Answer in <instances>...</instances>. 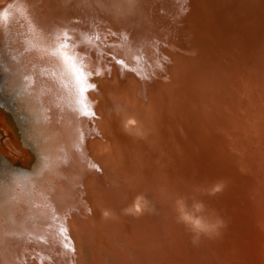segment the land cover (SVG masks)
Returning <instances> with one entry per match:
<instances>
[{"label": "water", "instance_id": "95a60500", "mask_svg": "<svg viewBox=\"0 0 264 264\" xmlns=\"http://www.w3.org/2000/svg\"><path fill=\"white\" fill-rule=\"evenodd\" d=\"M0 264H264V0H0Z\"/></svg>", "mask_w": 264, "mask_h": 264}, {"label": "snow or ice", "instance_id": "6c2138e0", "mask_svg": "<svg viewBox=\"0 0 264 264\" xmlns=\"http://www.w3.org/2000/svg\"><path fill=\"white\" fill-rule=\"evenodd\" d=\"M66 48H67V44H63L56 51L57 53H59V55L64 60V62L69 64V66L72 68L73 75L75 76L76 82L79 85V94L81 97L79 103L81 104L82 114L85 116L94 115V113H92L91 110L87 108V105L84 104V94L87 91V89L97 87V85L87 83V77L91 76L92 73L89 72L85 74L82 71V69L75 64L74 58L69 56L67 51H65ZM117 63H120V61H117ZM96 75H99V73L97 72ZM65 247L68 248L69 246L65 244ZM70 250H74V249H70Z\"/></svg>", "mask_w": 264, "mask_h": 264}, {"label": "clouds", "instance_id": "9594fccd", "mask_svg": "<svg viewBox=\"0 0 264 264\" xmlns=\"http://www.w3.org/2000/svg\"><path fill=\"white\" fill-rule=\"evenodd\" d=\"M219 190H220V186L217 185L213 189V192L219 191ZM179 205H180V202L178 201V206ZM200 207H202V205ZM180 219L184 223L189 224L192 227V229L197 233V237H198V235L200 233L208 234L210 232L215 231L223 223L220 220H217L216 222L213 223V222H210V221H206L202 217H190L186 213H184L183 211H181Z\"/></svg>", "mask_w": 264, "mask_h": 264}]
</instances>
